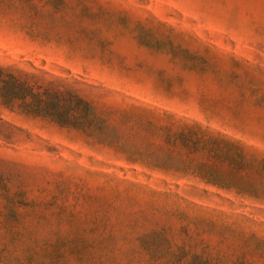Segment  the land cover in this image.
I'll return each mask as SVG.
<instances>
[{
    "label": "rangeland",
    "instance_id": "obj_1",
    "mask_svg": "<svg viewBox=\"0 0 264 264\" xmlns=\"http://www.w3.org/2000/svg\"><path fill=\"white\" fill-rule=\"evenodd\" d=\"M0 67L103 122L0 106V264H264V0H0Z\"/></svg>",
    "mask_w": 264,
    "mask_h": 264
},
{
    "label": "trees",
    "instance_id": "obj_2",
    "mask_svg": "<svg viewBox=\"0 0 264 264\" xmlns=\"http://www.w3.org/2000/svg\"><path fill=\"white\" fill-rule=\"evenodd\" d=\"M36 72L0 67V106L89 136L95 128L100 130L103 122L93 121L86 99L65 80Z\"/></svg>",
    "mask_w": 264,
    "mask_h": 264
}]
</instances>
